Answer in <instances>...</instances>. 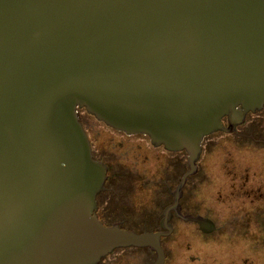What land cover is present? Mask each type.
Segmentation results:
<instances>
[{
  "label": "water",
  "instance_id": "obj_1",
  "mask_svg": "<svg viewBox=\"0 0 264 264\" xmlns=\"http://www.w3.org/2000/svg\"><path fill=\"white\" fill-rule=\"evenodd\" d=\"M264 106V0H0V264H98L158 235L98 222L76 112L192 167Z\"/></svg>",
  "mask_w": 264,
  "mask_h": 264
},
{
  "label": "flooded vegetation",
  "instance_id": "obj_2",
  "mask_svg": "<svg viewBox=\"0 0 264 264\" xmlns=\"http://www.w3.org/2000/svg\"><path fill=\"white\" fill-rule=\"evenodd\" d=\"M105 170L94 214L105 227L158 235L161 264H264V106L204 136L192 167L143 134L76 112ZM150 247L112 250L98 264H157Z\"/></svg>",
  "mask_w": 264,
  "mask_h": 264
}]
</instances>
